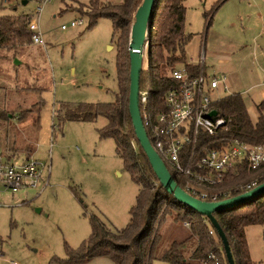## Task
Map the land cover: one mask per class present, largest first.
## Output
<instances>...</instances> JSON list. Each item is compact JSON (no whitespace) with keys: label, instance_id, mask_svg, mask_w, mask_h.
I'll return each mask as SVG.
<instances>
[{"label":"rangeland","instance_id":"1","mask_svg":"<svg viewBox=\"0 0 264 264\" xmlns=\"http://www.w3.org/2000/svg\"><path fill=\"white\" fill-rule=\"evenodd\" d=\"M218 1H185L186 28L194 33L187 57L195 62L204 53L206 73H226L230 86L216 89V98L241 91L250 106L262 87L255 85L264 82V0H224L216 6ZM89 5L90 0H0V14L36 18L41 6L46 42L0 46V107L11 112L0 120V154L20 162L27 157L24 146L34 143L31 155L51 167L50 183L42 190L1 188L0 264H58L52 257H65L66 243L77 247L90 235L92 213L114 229L130 220L140 185L117 154L114 138L99 134L107 117L55 115L62 104L115 101L119 93L113 20L102 16L90 25ZM80 18L82 23L62 28ZM143 64H148L147 49ZM165 208L160 250L190 231ZM247 239L255 264H264V223L250 225ZM150 264L167 262L155 257Z\"/></svg>","mask_w":264,"mask_h":264},{"label":"trees","instance_id":"2","mask_svg":"<svg viewBox=\"0 0 264 264\" xmlns=\"http://www.w3.org/2000/svg\"><path fill=\"white\" fill-rule=\"evenodd\" d=\"M142 1L119 0L115 3H105L90 0V25L102 16H109L113 20V38L118 46L117 99L108 102L66 103L55 110V115L60 119L93 121L100 115L107 117V123L98 128L99 134L103 138H114L117 154L123 159L133 180L140 185L136 201L130 208V220L125 226L114 229L105 217L92 213L90 235L77 247L66 243V256H53L52 261L59 264H75L105 255L110 257L114 264H150L155 257L165 260L167 264H229L223 241L209 217L168 193L136 136L129 109V41L134 14ZM185 1L156 0L148 24V64H143L141 70L140 91H148L150 104L156 109L160 107L158 104L165 91L175 82L170 75L174 66L188 63L191 71L198 70V65L189 63L187 57V45L194 33L186 28ZM222 1L224 0H219L216 6H220ZM212 17L213 14L208 19L209 24ZM30 20L28 13L0 14V46L11 47L18 43L30 42ZM214 105L218 115L225 119V124L216 134L207 137L208 147L220 146L236 139L264 144V100L257 104V120L252 119L241 91L234 90L224 94ZM140 107L143 110L141 104ZM27 110L30 108L22 110L20 114ZM10 113L0 107V120L4 121ZM34 149V143L24 146L27 157L31 156ZM0 155L4 156V153ZM140 165L145 166V171H138ZM168 167L178 179V173L170 164ZM253 180L258 183L264 181V162L258 167H252L246 160L227 172L216 184H196L211 191H218V199H223L244 192L246 184ZM180 184L186 188L185 181L180 180ZM163 205H166V213L170 211L175 219L189 220L191 225L186 237L172 240L166 248L160 250L163 241L160 226L165 216L160 218ZM214 213L227 234L236 264H255L246 229L251 224L264 223V192Z\"/></svg>","mask_w":264,"mask_h":264},{"label":"built area","instance_id":"3","mask_svg":"<svg viewBox=\"0 0 264 264\" xmlns=\"http://www.w3.org/2000/svg\"><path fill=\"white\" fill-rule=\"evenodd\" d=\"M51 0H44V2ZM31 18L28 28L32 32V41L46 44L40 26L39 14ZM83 18L70 24L63 23L62 28L82 23ZM148 46L146 41L145 50ZM197 64L198 70L191 71L188 63L174 66L170 75L175 82L165 91L158 109L150 104L147 90L140 91L142 117L150 140L167 165L170 164L185 181L186 190L206 200H218V191H211L196 182L216 184L227 172L234 170L248 160L252 167L264 162V144H253L243 140H234L220 146H207V137L214 135L225 124V119L210 114L215 108V90L228 89L226 73L209 75L205 72V54L199 61L188 59ZM51 167L33 155L20 162H12L0 155V192L1 188L17 191L23 188L39 187L44 189L50 183ZM257 180L246 184V190L257 185ZM3 204L0 201V206ZM186 224L191 225L189 220ZM213 232V229L210 230Z\"/></svg>","mask_w":264,"mask_h":264},{"label":"water","instance_id":"4","mask_svg":"<svg viewBox=\"0 0 264 264\" xmlns=\"http://www.w3.org/2000/svg\"><path fill=\"white\" fill-rule=\"evenodd\" d=\"M156 0H143L137 7L134 14V21L131 26L129 55H130V90L129 109L133 119L136 136L140 145L145 150L149 161L156 172L160 182L165 186L168 193L172 194L179 201L189 205L193 209L207 215L220 235L226 257L229 264H236L227 234L215 215V211L231 207L240 202L254 198L264 192V181L252 188L237 195L229 196L218 200H206L197 197L186 190L174 177L166 161L159 154L152 144L148 131L144 125L140 107V76L144 63L145 46L148 34V24ZM216 108L210 114H217Z\"/></svg>","mask_w":264,"mask_h":264},{"label":"crops","instance_id":"5","mask_svg":"<svg viewBox=\"0 0 264 264\" xmlns=\"http://www.w3.org/2000/svg\"><path fill=\"white\" fill-rule=\"evenodd\" d=\"M227 79H228L227 80L228 81V85L230 86L229 78L227 77ZM254 85L255 84H253L252 86H254ZM258 85H262V87L260 86L261 89L259 91H256L253 94V98H252V102H251L250 106L247 104L248 110H249L250 115H251L253 120H257V118L259 116V110L257 108V104L260 101L264 100V82H262V83L259 82L255 86H258ZM263 111H264V106H263ZM23 196L24 195L20 196V199H24ZM248 227H247V229H248ZM247 229H246V235H247ZM250 252H251V250H250ZM75 264H114V262H113V260L110 257L103 255V256H96V257H94V258H92L90 260H87L86 262H83V263H75Z\"/></svg>","mask_w":264,"mask_h":264}]
</instances>
